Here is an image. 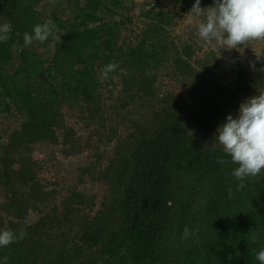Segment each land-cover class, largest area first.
<instances>
[{"label": "trees", "instance_id": "trees-1", "mask_svg": "<svg viewBox=\"0 0 264 264\" xmlns=\"http://www.w3.org/2000/svg\"><path fill=\"white\" fill-rule=\"evenodd\" d=\"M49 1L0 0V24L13 26L11 39L0 43V117L7 122L0 132V230L27 231L0 248V260L259 264L264 172L236 190V165L217 162L224 154L215 133L242 102L264 91V60L253 71L229 57L231 83L224 85L213 79L221 60L212 49L198 58L199 47L174 41L172 9L148 3L131 37L123 31L132 26L127 0H92L91 6L53 0L46 9ZM48 19L61 43L25 47L24 33ZM247 61L256 56L250 52ZM111 62L119 67L104 79ZM77 123L90 151L69 176L77 192L62 195L40 176L32 148L41 146L49 160L54 148L74 158L83 150ZM89 183L109 192L98 198ZM186 226L198 231L183 240Z\"/></svg>", "mask_w": 264, "mask_h": 264}, {"label": "clouds", "instance_id": "clouds-1", "mask_svg": "<svg viewBox=\"0 0 264 264\" xmlns=\"http://www.w3.org/2000/svg\"><path fill=\"white\" fill-rule=\"evenodd\" d=\"M187 17L189 23L195 22L196 34L203 46H213L219 53L224 49L236 50L252 42H264V0H213L210 7H201V0H195ZM12 24H0V43L11 39ZM58 27L51 19L36 24L31 32L23 35L24 46L34 42H48L50 48L61 43ZM264 60L256 56L250 61V68L255 71V63ZM119 65L111 62L102 69V78L107 79ZM264 73V67L259 69ZM215 140L221 146L224 156L218 157L220 164H234L231 175L237 181L236 190L245 187L244 181L249 177H257L264 172V91L242 102L235 118L226 117V122L216 129ZM227 157L228 159H225ZM229 198L233 188L227 189ZM198 230L183 229L182 239L194 237ZM27 236L26 229L17 233L12 229L0 230V248H6ZM259 264H264V249L256 254ZM0 264H8V257H3Z\"/></svg>", "mask_w": 264, "mask_h": 264}, {"label": "rangeland", "instance_id": "rangeland-1", "mask_svg": "<svg viewBox=\"0 0 264 264\" xmlns=\"http://www.w3.org/2000/svg\"><path fill=\"white\" fill-rule=\"evenodd\" d=\"M72 2L73 0H62L61 6H64L66 2ZM52 2L53 0H50L46 4V9H49L52 7ZM151 4H156L158 5V9L165 10L167 8L172 9L173 12L177 13V17L174 20V25L171 28L172 32V37L175 42H179L178 39L180 40H188L195 46L199 47L200 50H196V54L198 58H203L207 51L213 50V54H215L216 57L219 58V53L215 50V48L211 45L205 47L203 46L202 41L199 39V37L196 34V28H195V22L189 23L187 17H185L189 10L191 9L193 3L195 0H180V2H176L174 0H127V4L130 5V9L128 12V17L132 18V26L127 29L123 30L125 35L130 34L131 37H134L136 33L138 34L139 29L142 26L143 19H142V10L145 6H147L148 3ZM92 0H80V4L84 6H91ZM213 4V0H201V7H210ZM65 8V7H64ZM103 14V11H100V15ZM4 23L1 21V24ZM117 23V18L116 16H113L109 20V25L113 27ZM11 51L17 52V46L12 45L10 46ZM264 48V42H252L247 45H243L239 47L236 50H231L227 51L224 49L220 50V60L221 62L219 63V66L213 70L214 73V78L217 79L216 81L219 80L220 83L224 85H229L231 83V79L228 78V74L226 73L227 71L225 70L226 66V61L229 57H236L239 59V61L243 64L242 67H250L248 60V55L250 52H252L255 56L259 57H264V52L262 51ZM47 51L50 54V49L48 48ZM45 51H43L40 54V57L44 59L46 55L44 54ZM103 80H99V83L103 84ZM164 83H167L164 81ZM101 84V85H102ZM172 84V83H171ZM111 87V84H110ZM115 87L113 93H115L117 90ZM176 91H182L181 87H177ZM6 119L0 117V132L2 129V126L6 125L7 122H5ZM73 129L75 132L78 134V136L82 137L81 140H79V146L83 147L82 153L75 156L74 158H64L62 155L59 154L58 148H54L53 154H55V159L54 160H49V154L44 151V149H40L41 146H34L32 148V153H33V159L36 160L37 162L40 163L41 166H43L40 176H42L47 182L50 183H55V184H50L48 187H54L56 186V190H58L62 195H66L67 193H76L77 191L71 189L69 187V184L71 183L69 176L71 175V172L75 170V168L79 167L86 161V157L88 155L86 154L87 152L89 153L90 150L85 148L84 142L86 138V132H83L81 129L80 124H75L73 126ZM107 151L109 152L110 148H106ZM99 150H104V146H99ZM53 181V182H51ZM87 186H91L92 192L94 194H98V198L100 197V194H107L109 191L104 184H95L91 185L90 183ZM98 200V199H97Z\"/></svg>", "mask_w": 264, "mask_h": 264}]
</instances>
